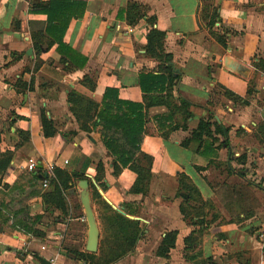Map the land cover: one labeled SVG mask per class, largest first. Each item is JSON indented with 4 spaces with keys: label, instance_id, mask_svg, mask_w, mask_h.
I'll use <instances>...</instances> for the list:
<instances>
[{
    "label": "crops",
    "instance_id": "0c3cea01",
    "mask_svg": "<svg viewBox=\"0 0 264 264\" xmlns=\"http://www.w3.org/2000/svg\"><path fill=\"white\" fill-rule=\"evenodd\" d=\"M49 1L0 0V264H264V0Z\"/></svg>",
    "mask_w": 264,
    "mask_h": 264
},
{
    "label": "trees",
    "instance_id": "16d2710c",
    "mask_svg": "<svg viewBox=\"0 0 264 264\" xmlns=\"http://www.w3.org/2000/svg\"><path fill=\"white\" fill-rule=\"evenodd\" d=\"M84 7H85V4L83 2H79V1L50 0L40 10L48 15V19L50 21H52V22L59 21V23L65 27L66 23L68 21H66L65 24H63V21L67 20L70 16H73L79 12H82ZM60 45L62 47H64L63 43H61ZM149 45H150L149 48L153 49V43L151 44V39H150ZM142 88L145 90V86H143V84H142ZM111 116H112L111 115V108H109V106L106 104L104 107H102L100 109V111H98V113L96 115V117L100 119V123L104 122V126L106 129H109V127H108L109 121H107V120H110ZM115 119L121 122V123H119L120 126L126 127L125 126V121L127 120L126 115H124L123 120H121V117H117ZM48 123L49 122L44 118L43 124H44V131H45L46 136L53 134V129H51V127ZM129 127H130L129 129L126 130L124 128V130H126L127 137L135 146L136 143L138 142L139 136L142 134V131H143V116L141 115V113L135 112V116L133 118H131V123H129ZM110 142H111L110 139H108V141L106 139L107 146L112 148V146L110 145ZM135 148H137V146H135ZM115 154L117 155L118 159L120 160V162L122 163L123 166H127L128 163L132 160V156H133L132 154H130L129 152H127L125 150L115 152ZM198 240H199L198 237L192 235L188 239V244L197 243ZM173 243H174L173 233L168 234L164 240V246L160 252L166 253L168 251L169 247L171 245H173ZM199 264H206V263L200 262Z\"/></svg>",
    "mask_w": 264,
    "mask_h": 264
},
{
    "label": "water",
    "instance_id": "95a60500",
    "mask_svg": "<svg viewBox=\"0 0 264 264\" xmlns=\"http://www.w3.org/2000/svg\"><path fill=\"white\" fill-rule=\"evenodd\" d=\"M84 185L86 186V181H84ZM83 202H84L85 207H86V214H87L89 226H90L88 248L91 251H94V250H96L98 231H97V227H96L94 214H93L92 208H91L90 203H89L88 193L86 191L83 194ZM43 263L44 264H50L46 260H43Z\"/></svg>",
    "mask_w": 264,
    "mask_h": 264
},
{
    "label": "built area",
    "instance_id": "2783aa9c",
    "mask_svg": "<svg viewBox=\"0 0 264 264\" xmlns=\"http://www.w3.org/2000/svg\"><path fill=\"white\" fill-rule=\"evenodd\" d=\"M38 161L34 158H30L28 159L27 163H26V166H25V170L28 172V173H34V172H37L38 171ZM54 165L52 164H48L46 169L43 171V185L44 187H47L49 182H50V179L53 175V171H54Z\"/></svg>",
    "mask_w": 264,
    "mask_h": 264
},
{
    "label": "rangeland",
    "instance_id": "374dc122",
    "mask_svg": "<svg viewBox=\"0 0 264 264\" xmlns=\"http://www.w3.org/2000/svg\"><path fill=\"white\" fill-rule=\"evenodd\" d=\"M202 211V208L201 207H199V208H197V212H201ZM197 244V243H196ZM201 262V261H200Z\"/></svg>",
    "mask_w": 264,
    "mask_h": 264
}]
</instances>
